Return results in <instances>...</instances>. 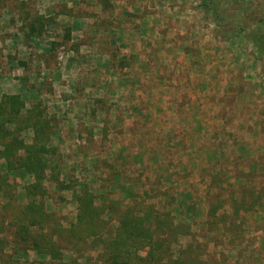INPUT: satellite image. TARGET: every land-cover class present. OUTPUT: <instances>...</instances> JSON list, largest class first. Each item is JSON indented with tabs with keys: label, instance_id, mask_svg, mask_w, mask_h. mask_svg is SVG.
I'll return each mask as SVG.
<instances>
[{
	"label": "rangeland",
	"instance_id": "rangeland-1",
	"mask_svg": "<svg viewBox=\"0 0 264 264\" xmlns=\"http://www.w3.org/2000/svg\"><path fill=\"white\" fill-rule=\"evenodd\" d=\"M7 2L0 5V98L4 91L20 93L27 107L42 104L54 119L56 129L53 127L50 146L55 151H51L49 168L67 188L59 190L57 179L48 181L55 197L49 200V210L62 216L63 225L76 219V196L85 190L88 199L93 194L96 203L132 206L136 211L148 208L152 217L146 223V233L155 231L154 220L164 224L163 231H175L170 237L172 256L166 254L162 264H264V96L259 100L264 95V0H113L114 34L101 51L113 56L110 60L87 53L96 51L89 44L95 41L99 46L109 34L99 35L87 27L86 42L78 39L82 35L77 34L79 27L94 18L88 13L100 10L94 2ZM26 10L49 12L56 26L53 34L29 38ZM127 14L136 17L133 22L138 36L134 41L124 29L118 30ZM179 41L180 46L175 43ZM139 46L142 50L145 47L152 65L135 59ZM72 49L86 53L88 58L82 67H75V63L68 70ZM41 53L49 67H58L41 70ZM29 54L37 65L33 66ZM183 54L192 55L193 68L202 60L194 72L203 70L202 77L174 76V61L185 67ZM18 61L25 62L26 69L15 66ZM95 63L103 67V75L91 68ZM132 63L144 74L125 68ZM162 67L169 70L162 74L164 80L159 73ZM3 72L10 76H3ZM211 76L218 79H212L217 82L214 86H210L214 84L208 78ZM79 77L90 82L83 86ZM91 81H96L95 85ZM197 85L203 87L194 88ZM143 86L151 101L147 102L150 118L164 116L161 110L167 108H159L157 99L167 106L174 100L175 88L181 86L187 94L213 88L222 93L221 114L227 119L207 122L212 110L201 106L196 111H201L204 121L193 124L206 138L187 140L183 136V142L176 131L171 135L173 144L166 140L164 147L161 140L132 139L129 142L135 151L128 154L124 135L132 123L125 119L138 111L130 102L140 99ZM157 126L164 131L169 128L156 121L153 127ZM116 129L124 138L115 137ZM32 134L31 130L26 135L28 140ZM157 148L162 150L159 154ZM22 178L18 177L19 184H23ZM19 189L22 191L23 185ZM165 213L172 219V229ZM104 216L111 219L106 213ZM115 223L112 219L111 224ZM100 240L101 244L81 252L66 250L67 258L89 262L102 251L106 240ZM157 250L158 246L149 242L139 247L142 256ZM29 255L34 257L35 252Z\"/></svg>",
	"mask_w": 264,
	"mask_h": 264
},
{
	"label": "trees",
	"instance_id": "trees-1",
	"mask_svg": "<svg viewBox=\"0 0 264 264\" xmlns=\"http://www.w3.org/2000/svg\"><path fill=\"white\" fill-rule=\"evenodd\" d=\"M7 1L0 0V5L8 4ZM80 1L101 6L96 14L88 13L89 17L94 15L88 19L92 27L102 31L101 34L110 35L102 40L106 44L114 34L112 4L107 0ZM26 11L24 19L27 17L25 25H28L26 34L29 38L53 34L56 26L49 12ZM51 43L55 48V40ZM262 47L264 49V44ZM17 58L13 56L12 59ZM53 127L56 129L54 119L45 112L42 104L27 107L20 93L4 92L1 95L0 264H82L77 257L67 258L66 250L81 252L101 244V238L106 240L102 251L85 264H162L166 254L172 256L170 237L176 233L163 231L164 224L160 220H154L152 235L146 233L149 226L146 223L152 217L148 208L136 211L132 206L122 208L111 202L96 203L93 194L89 200L84 190L76 196L79 197L77 215L69 225L64 226L62 216L49 210V200L55 197L47 186L48 181L57 179L59 190L67 188L49 168L51 151H55L50 146ZM31 130L33 134L28 140L26 135ZM19 176L23 177V184H19ZM20 185H23L22 191ZM104 213L111 219H106ZM166 214L167 225L172 229V219ZM112 219L116 220L114 225ZM148 242L158 246L159 250L142 256L139 247L147 246ZM31 251L35 252L34 257H30Z\"/></svg>",
	"mask_w": 264,
	"mask_h": 264
},
{
	"label": "crops",
	"instance_id": "crops-1",
	"mask_svg": "<svg viewBox=\"0 0 264 264\" xmlns=\"http://www.w3.org/2000/svg\"><path fill=\"white\" fill-rule=\"evenodd\" d=\"M111 3H112V8H111L112 11H111V13L115 17V14H114L115 13L114 12V10H115V2H113V0H111ZM100 7L101 6L99 5V9H100ZM126 13H127V11H126ZM128 17H130V18H128ZM135 18L136 17H134L132 14L131 15L127 14V16L124 17V19H125L124 23L118 29L120 31H122V29H124L128 33V35L131 36V39H133L132 41H134L136 36H138V34H135V29L136 28H135V22H133V21H135ZM90 24L91 23L87 19V21L83 25L85 28L83 26L79 27L80 31L77 34L78 35L82 34V35L79 36L78 39H82V38L84 39V37H86L87 32H86L85 29L87 27H88V31L92 30L96 34L100 35V33H101V31H99L100 29L98 27H92V25L90 27ZM75 29H77V27H74L71 30L73 34H74ZM82 30H83V32H82ZM117 35H119V33H117ZM73 39H74V36H71V40H73ZM85 40H87V39H84L83 41L86 42ZM153 41L155 43L159 42L158 39L155 38V37H153ZM132 43H134V42H132ZM175 43H177L179 46L182 44V42H180V41L179 42H175ZM84 44L88 45L86 43H84ZM148 45H150V44H148ZM89 46H91V49H93V50L95 49L96 50L95 52H87V53H89V55H94L95 57H93V58H99L101 60V59H103L106 56V57L109 58V60L111 59V55H109L107 52H104V51L101 52L102 49H103L104 43H102V44H100L98 46V42L94 41L91 44H89ZM144 49H145V47L142 50V47L139 46L140 54L138 56H134V57H135V59H136V57L137 58H142L143 60L145 59L144 62H143V65H145V66L148 65V64L152 65L153 62L150 61V55L149 54L146 55V53H144ZM2 51H3V49H2ZM69 52H71V59L69 61L76 60V62H72L71 63V62L68 61V65L66 66V67H68V70L73 69V66H74L75 63H77L75 67H77V66L82 67L83 65H85L84 62L88 58L87 56H84L86 53L77 51L75 49H72ZM43 55H45V54L41 53V57L42 58L40 59V61L38 63V61L36 59L32 58V55L29 54V58L31 59V63L33 62V66L37 65V63H38V64H41V66H39L41 70H42V67H46V69L49 70V71L50 70H55L57 65H55L53 68L49 67L48 62L44 61L45 58L43 57ZM184 56L186 58L185 67L182 66L179 61H177V60L174 61V65H173V68L171 70V71L174 72V76L176 74L177 75L184 74L185 76H188L190 78L191 77L195 78L196 75L202 77V75H204L203 70H199L200 74H195L194 75V72L197 69L200 68L199 64L200 63L203 64L202 60L200 59L197 63L195 62V68H193L191 60L194 59V58L192 57V55L187 54V55H184ZM128 57H129L128 54H126V59H128ZM135 59H134V62H135ZM14 63H15V66H17V67H21V68H25L26 67V65L24 63H20L19 61L18 62H14ZM29 63H30V61H29ZM59 64H60V62H59ZM91 68H93L96 71V73H98L100 76L103 75L102 74L103 67L99 63H97V64L95 63L93 66H91ZM125 68H129V70L132 71L133 73H134V71H136L139 74H144L143 69L141 67H136V66L134 67L133 63L129 67L126 66ZM40 69H36V70L37 71L39 70V72H40L41 71ZM161 69H159L160 75L166 74V71H169V70H166L163 67ZM149 70L153 74L154 70L153 69H149ZM26 73H28V75H31L30 71L27 72V70H26ZM2 75L5 76L6 73L3 72ZM7 75L6 76L9 77L10 73L7 74ZM208 78L211 79V80L212 79L218 80V79H216L213 76L208 77ZM162 79L163 80L165 79L164 75H162ZM0 80H3V78H1ZM173 80H177V79H173ZM197 80H199V78H197ZM215 80H212V82L214 84L210 85V86H214L217 83ZM78 81H80L83 86H85L86 83L90 82V80H88L86 78L81 79V77H79ZM91 82H92L93 85H95L96 81L95 82L91 81ZM173 85H176V83H174ZM97 86H98L97 87V90H98L100 84H98ZM201 86L203 87V85H197L194 88L200 89V88H202ZM210 86H208V87H210ZM180 87L181 86H178V87L175 88V91H174L175 92V96H173L174 100L171 101V102H168L167 106H165V102L161 98L157 99L158 100L157 104H158L159 108L160 107L161 108H167L165 110H161V112L164 113L163 117H158V116H154L153 115L152 118H150V115H149V113H150L149 111L150 110H148L149 109L148 108L149 105L147 104V102L150 104L151 101H148L149 94L145 90L144 86L142 87V92H141L142 94H140L142 96H140V99H138V98L137 99H133L130 102L131 104H133L132 108L138 109V111L139 110L140 111L139 112L138 111L135 112L133 110V112H135L136 114H134L132 116H130L128 114V116H126V119H125L127 121L126 123H132L131 126L127 127V130H125L126 134L124 135L125 139H127L125 144L127 146L126 150H127L128 154L130 152L134 153V151H135L134 150L135 148L132 147L133 145H130V142H129V140H132V139L141 138L142 140H144V139L161 140V145L163 146V145H165V143L167 144V141L171 145L173 144L174 137L171 136V135L174 134V132H176V131H178L179 136H180V140H182V141H183V136L187 140L190 139V138L199 139V140H202L204 137L206 138V134L205 135L202 134L201 130H198L197 126H194V124H193V123H198V122L201 123L202 121H204V118L202 117V115H200L201 111L200 110L196 111V108L200 109L201 106L210 107L211 110H212V113L207 118V122H212V121L213 122H215V121L216 122H218V121L224 122V120L227 119V118H224V117H226V116H224V114H221V110H222V107H223V104H224L222 93L218 94L217 90L215 88L210 89V90L204 89L203 93H201L197 89H196L195 92H194V90H190V92H188V94H187L183 90H181ZM188 88H190V86H188ZM4 92H2L1 95ZM202 94H203V96H202ZM263 96L264 95L259 97V100H263V98H262ZM159 99H161L160 100V104L161 105H159ZM217 106H219V107L217 108ZM233 106H236V103H234ZM128 107H130V106H128ZM259 108H260V106H259ZM167 112H171L172 114L170 116L166 115ZM195 114H197V115H195ZM156 121L160 122L164 126L169 125V128H166L168 130L164 131L162 128H159L158 126L156 128H154L153 124H156ZM181 126H184V127H181ZM114 133H115V137L116 138H118V139L124 138V136L123 137L120 136V134H119L120 132L118 131V129H116V132H114ZM175 143L176 142H174V144ZM157 149H158L157 150V154H159V152L162 151V150L160 148H157ZM173 181L174 182H179V179L175 180L173 178Z\"/></svg>",
	"mask_w": 264,
	"mask_h": 264
}]
</instances>
